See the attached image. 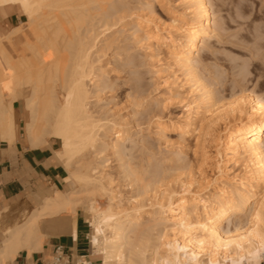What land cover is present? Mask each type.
I'll return each instance as SVG.
<instances>
[{
  "label": "bare ground",
  "instance_id": "bare-ground-1",
  "mask_svg": "<svg viewBox=\"0 0 264 264\" xmlns=\"http://www.w3.org/2000/svg\"><path fill=\"white\" fill-rule=\"evenodd\" d=\"M111 1L112 5L118 4L115 3L116 1ZM178 1L182 10H179L178 14L173 13L171 24L162 27L163 23L159 25L156 21L153 22V17L152 20L148 17L142 35L145 41L149 42L146 46L153 54L152 58L157 56L155 53L158 54L157 57H161L163 53L160 51L164 48L162 50L168 52L173 66L179 68L178 71L187 73L190 78L188 81L192 83L189 85L194 88L196 86L198 99L195 96L193 103L186 106L188 112L176 126L177 133L187 134L188 138L194 137L198 144L202 134L219 132L220 122L224 121L222 124L225 136L218 134L216 141L214 140L217 168L222 175L216 179L217 187L208 183L199 191L195 189V187L199 188V183L196 186L193 182L196 191L193 188L191 191L192 183L185 181L177 192V189L171 190L170 181L168 184L167 182L162 184L164 178L160 180L152 174L156 182L152 190V199L147 197L151 201L148 204L150 210H144L147 204L140 202L144 198L138 200L137 197L132 199L135 202L132 201L133 204L128 210H119L124 207L118 204L121 197L119 199L111 188L112 182L106 177L108 175L105 176L99 171V163H95L92 159L94 154L97 155L96 151H99L96 149L102 136L100 132L103 130L113 132L115 137L113 148L118 150L119 154L122 150L120 144L125 141L126 132L122 129L117 130V124L113 125L115 128L110 127L111 131L107 130L106 124L102 123L106 119L96 116L97 112L92 107V100L96 95L99 96L107 91L109 93L118 91L120 85L116 84L119 77L112 81L106 78L109 77L105 75V66L108 64L103 70L96 69L100 62L98 53L108 46L104 45L111 43L107 42V38H103L102 34H105V31L103 30L102 33L100 29L102 30V25L106 26L103 21L107 23L110 18L109 21L112 23L114 16L112 15V18L105 16L103 19L107 17V20L103 21L98 19V14L101 16L104 13V0H0V24L4 25L5 20L16 9L27 18V21H22L20 26L12 30H0V142L6 143L9 149L15 148L18 139L17 105L23 101L27 138L35 143L45 144L50 137L61 140V152L56 153L55 156L67 171L64 180L66 191H56L52 197L41 202L23 223L8 229L3 234L0 264L12 262L21 250H27L31 254L33 251L43 249L44 244L53 234L69 233L76 237L78 211L83 213L85 221L91 227L90 242L93 257L99 259L100 264H262L264 260V101L255 98L254 94L246 95L240 92L233 96L231 103L224 104V100L227 99L224 94L227 91L224 87L223 92L219 91V93L225 96L222 94L221 97L216 96L215 86L211 90L209 87L211 84L207 85L205 79H202L199 69L201 66L199 67L198 63L200 51L208 44L206 40L219 28L215 16L213 17L214 12L211 11L214 8H212L213 4L209 0ZM107 4L108 2L105 6H108L109 10L105 11L114 14L112 9L115 8L111 5L110 10ZM152 4L153 1L150 3L151 6L147 7L149 10L151 8V11ZM118 9L119 7L116 10ZM126 17L128 18L127 15ZM212 17L213 23H211ZM99 20L102 21V25L100 24L98 28ZM111 23H107L108 32ZM200 43L201 47H199ZM100 44L103 46H99ZM149 56L151 57L150 54ZM97 63L98 66L95 67ZM140 63L139 60L133 65L138 67ZM119 67L122 71L123 66ZM116 70L119 72L118 69ZM221 80L222 77L220 83ZM218 83L216 88L219 89L221 85ZM147 84L146 86L150 85L149 82ZM173 86L170 87L171 91H168L169 87L167 89L170 98L175 94L172 91L185 88L180 87V84L177 85L178 87ZM150 90L151 85L142 92L137 90L138 92L131 93L126 90L121 94H125L128 103L131 97L135 100V98L140 99L139 96L141 99L144 95L149 96ZM226 94L228 96V93ZM117 95L120 94L117 93L112 98L115 99ZM150 113L148 115L152 119ZM242 116L246 118L245 122H241ZM231 118L234 121L238 118L241 123L232 127ZM104 131L102 133H105ZM103 137L106 138L107 135ZM203 142L204 156L209 161L213 158L209 159L210 150L207 147L213 146L214 142ZM241 163L245 171L243 175L237 173L230 177L229 166L231 164H234V167L241 166ZM132 167L128 165L126 176L134 178L137 186L139 184L140 187L139 182L141 177L145 176V172L143 170V174H140V171ZM147 179H145L146 185L150 177ZM157 180L161 185H156L159 183ZM211 186L214 188L209 194H205L204 190L208 191ZM160 187H163V192ZM142 193L148 194V189L147 192L142 191ZM61 214L63 215L59 216Z\"/></svg>",
  "mask_w": 264,
  "mask_h": 264
},
{
  "label": "rangeland",
  "instance_id": "rangeland-1",
  "mask_svg": "<svg viewBox=\"0 0 264 264\" xmlns=\"http://www.w3.org/2000/svg\"><path fill=\"white\" fill-rule=\"evenodd\" d=\"M109 1L110 3L112 2L111 0ZM109 1L104 0V3L106 5V2H108L107 5H109L111 10L112 3L110 4ZM152 1L154 5L152 4L151 11V8L149 10L147 7L151 6L150 3H152ZM152 1L150 0L148 2V0H113V2H115L116 4L118 3L116 5L117 7L115 6V4H113L115 7L112 5V7L115 8L112 9V11L115 12L114 14L112 12L105 11L109 10L108 6L105 5L103 6L104 13L102 11L103 14H101V16L100 14H98V19L102 21L107 20V17H111L113 15L114 21L112 19L111 23V21H109L110 18H108L107 20V23H111V25L109 24V26L111 27H109L110 34L107 30L108 24L103 21L106 24V26L103 27L104 25L101 24L102 21H98V23H100L97 24V27L99 28L100 24L102 25V30L100 29V32H102L103 30L105 31V34L102 32L103 38H107V42L109 41V43H111H107L106 45H104H108L106 48L104 47L105 51L103 49L101 53H98L99 56L97 55V57L100 58V62L99 67L96 69L103 70L104 66L108 64L107 66H105V75L109 77L106 78H110L108 80L112 81L119 77L118 81H116L117 83H115L117 85H120L118 87L119 92L114 91L109 93L107 91L103 94H99V96L96 95L97 97L93 95V98L95 96V101L92 100V107L93 109L95 108L94 111L99 114L98 115L96 113V116H100L104 120L106 119L102 123L106 124L107 130H109L110 127L113 128L117 124L121 128L117 126L116 129H122L126 133L125 141L120 144V148L122 150L120 149L121 152L119 154V151L113 148L112 143L113 140H115V137L113 136V132L111 131V129L109 131H111L112 133L105 132L102 129L105 133H102L103 131L101 130L102 132H100V134H102V136L99 138V146H97L96 149L99 151H96L97 155L94 154L92 159L95 163H99V171L105 174V176L106 174L108 175L106 177L112 182L111 188L114 189L119 199L121 197V203L118 202V204L124 207L120 208L119 210H128V208L131 207V205L135 202L132 200L134 197H137L138 200L144 198V200H140V202L147 204L144 210H150L148 204H150L151 201L150 199H147V197L151 199L153 197L152 190L153 188H155L154 183L156 182V180L152 178L154 174L160 180L164 178V181H161L162 184H164L165 182H167L168 184V182L170 181L169 186L171 187L172 185L171 190L173 189L175 191L177 189V192L180 190L179 188L182 182L185 181L187 183H192V186L190 187L191 191V188L194 189L195 187L194 183H196V186L197 183H199V188L195 187V189L199 191L202 190V188L204 189V187H206L208 183H212V186L217 187L218 185L216 184V179L220 178L222 175L217 168V156L215 153L216 151L214 147V140L216 141L218 134L222 135L223 137L225 136L224 125L222 124L224 121L220 122L219 132L208 135L204 132L205 135L202 134V138L200 140V142H202H199L198 144H196L194 137L188 138L187 134L180 135V133H177L176 126H178V124H180V122L187 115L188 109L186 108V106L193 103V100H195L196 98L195 96H197L198 99V93L195 90L196 86L194 88V86L191 87L192 85H189L192 83L188 81L190 78L187 73H185L184 71H178L179 68H175V66H173V63H171V57L169 56L168 52L166 50H162L164 48H161L160 51L163 54L159 52V54H161V57H157L158 54L155 53V55L157 56H154L152 58L153 54L148 50V46H146V43H148L149 45V42L145 41V38L142 34H144V25L148 23V17L150 20H152L153 17V22L156 21L157 23H159V25H162V23L164 25L166 22L165 26L162 25V27H166L168 26V23L172 22L171 20L174 16L173 13L178 14L179 10H182L180 9L182 7L179 3L180 1L178 0H156V2L155 0ZM209 1H211L210 3L213 4L212 8H214L211 11L215 14H213V17L215 16V21L217 22L219 28L216 29L217 32H215V34L211 38L206 40L208 44L204 47V49L200 51L201 54L199 58L201 60L197 58L199 59V67L201 66L199 69L201 76H203L202 79H205L204 82H207V85L211 84L209 85V87H211V90H213L215 86V89L218 90L215 91L214 89V93L216 92V96L218 95L217 97H221L224 94L226 95L224 96L228 100L225 99L224 104H227V102L231 103L234 99L233 96L240 94V92H244L246 93V95L254 94L255 98L264 101V0ZM165 2L167 6L165 5ZM168 2L169 4H171L169 5ZM147 4L148 6H146ZM119 5H122L121 7L123 10L126 8L124 10L125 13L124 11H122ZM104 7H106V9ZM118 7L120 10H116ZM152 12H154L153 15H150V13ZM99 13H101V11ZM126 15L128 16V18L126 17ZM105 16H107L106 19H103V17L105 18ZM213 17L211 18V23L214 22ZM117 18L120 19V22L117 20ZM22 21H27V18L26 16H23L18 9H16V11L5 20L4 25L0 24V30H12L14 27L20 26ZM138 23L142 26H139ZM137 26H139V28H137ZM138 30L141 31V34ZM107 33L108 35H106ZM140 38H142L143 41L142 39L140 40ZM200 45L202 44L200 43L199 47H201ZM99 46L102 47L103 44H100ZM149 54L151 55V57L149 56ZM101 55H103V57H101ZM95 57H93L94 60H96L97 58ZM154 58H157L159 60H155ZM197 59L195 60L197 61ZM132 60L133 64H135L136 62L138 63L139 60L141 63L140 65H138V67H135L132 64V67ZM143 62L145 63L143 64ZM96 65L98 66V63L95 64V67ZM116 65H118V67ZM120 65L123 66L122 71L119 67ZM115 67L119 70V72H117ZM219 77H222L223 79L221 80V83L219 81ZM224 77H226V79H224ZM217 81L221 85L219 86V89L216 88L218 83ZM148 82L151 85L149 96L148 94L144 95L142 99L141 96H139L140 99L135 98V100L131 97L128 99L127 103V97L124 93L121 94V92L126 90H129L131 93L135 91L142 92V90L144 91V89L150 87V85L146 86L148 85ZM173 83H175L174 86ZM179 84L180 87L182 86V88H185L181 89L182 91L180 89L178 91H172L175 94L172 96V98H170L171 96L167 94L169 93L168 91H171L170 87H178ZM223 87L225 88V91H227L226 93H228V96L225 92L224 94L219 93V91L223 92ZM135 88H137L138 91ZM231 92L233 93L231 94ZM117 93L120 94L119 96L117 95L118 98H112V96H115ZM97 98L98 100H96ZM131 104H133L134 106ZM17 109L18 127L20 128L21 133L24 134L25 110L23 101H20V103L17 105ZM96 110H99L101 112ZM148 112H151L150 115H152V119L149 118L150 116L148 115ZM241 118V122H245L246 118L243 116ZM149 119L151 120V122H149ZM231 119L230 122L232 123H230V125H232V127L241 123L238 118L236 119L237 121H234L233 118ZM103 135H107L108 138H104ZM203 141L211 143L214 142L212 144L213 146L207 147L208 150H210V153L208 152V155H210L209 159L213 158L209 161L206 160L204 156L203 148L205 146H203ZM105 145L108 146L109 150L107 149V146L105 147ZM121 156L123 160L121 159ZM128 165H131V167L133 166L132 168L136 169L138 172L140 171V174H143L142 171L144 170L145 176H142L143 179L139 174L141 177V182H139L141 184L140 187L139 184L137 186V182L134 181V178H128L126 176ZM233 167L234 164H231L229 166V168H231V170L229 171V176L236 175L237 173L238 175H243V173L245 172L242 163L241 166L239 165L235 166L234 168ZM157 169L160 171V174ZM121 172H123V175L121 174ZM146 173L148 176L146 175ZM120 174L121 177L119 176ZM146 176L150 177V181L148 182L149 186H147L148 184L146 185V181L149 180V178L147 179ZM123 177H125L126 179L124 180ZM120 178L122 180H120ZM145 179L147 180L145 181ZM157 182L159 183L156 185L159 186L161 182L158 180ZM212 186L208 188V191L204 190L206 192L205 194H209L210 190L214 188ZM147 189L148 194L142 193V191L147 192ZM162 189L163 187H160V190L163 192ZM195 189L194 191H196ZM149 192L151 193L149 194ZM160 192H158L157 194L159 195ZM79 215L83 216V213L79 211ZM26 217L27 216H25L20 223H23Z\"/></svg>",
  "mask_w": 264,
  "mask_h": 264
},
{
  "label": "crops",
  "instance_id": "crops-1",
  "mask_svg": "<svg viewBox=\"0 0 264 264\" xmlns=\"http://www.w3.org/2000/svg\"><path fill=\"white\" fill-rule=\"evenodd\" d=\"M17 135L14 149L0 142V245L8 229L18 226L25 216L56 191L66 190L67 171L55 156L61 152V140L50 137L46 144L37 142V145L27 138L25 124L24 134L18 127ZM90 233V225L78 211L76 237L69 233L53 234L43 249L31 254L21 250L12 262L6 264H54L58 247L71 264H100V260L93 257Z\"/></svg>",
  "mask_w": 264,
  "mask_h": 264
},
{
  "label": "built area",
  "instance_id": "built-area-1",
  "mask_svg": "<svg viewBox=\"0 0 264 264\" xmlns=\"http://www.w3.org/2000/svg\"><path fill=\"white\" fill-rule=\"evenodd\" d=\"M54 264H71V260L65 258L61 247L57 248L56 255L54 257ZM262 264H264V260L262 261Z\"/></svg>",
  "mask_w": 264,
  "mask_h": 264
}]
</instances>
